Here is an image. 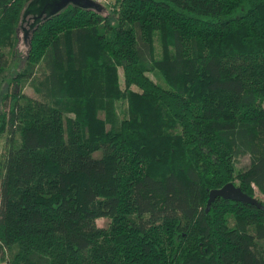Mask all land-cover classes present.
I'll return each mask as SVG.
<instances>
[{
  "label": "trees",
  "instance_id": "16d2710c",
  "mask_svg": "<svg viewBox=\"0 0 264 264\" xmlns=\"http://www.w3.org/2000/svg\"><path fill=\"white\" fill-rule=\"evenodd\" d=\"M27 1L0 0V262L264 264V0L67 5L20 57ZM228 182L261 207L205 211Z\"/></svg>",
  "mask_w": 264,
  "mask_h": 264
},
{
  "label": "water",
  "instance_id": "95a60500",
  "mask_svg": "<svg viewBox=\"0 0 264 264\" xmlns=\"http://www.w3.org/2000/svg\"><path fill=\"white\" fill-rule=\"evenodd\" d=\"M67 5L93 10L95 12H99V10L103 8V6L92 0H28L22 8L21 19L23 20L27 14L31 15L33 18L32 26L35 27L43 20L57 14ZM215 197L251 204L256 208L261 207L255 198L243 193L238 187H235L232 182L225 183L219 188L209 190L205 203V211L208 210L209 204Z\"/></svg>",
  "mask_w": 264,
  "mask_h": 264
},
{
  "label": "rangeland",
  "instance_id": "374dc122",
  "mask_svg": "<svg viewBox=\"0 0 264 264\" xmlns=\"http://www.w3.org/2000/svg\"><path fill=\"white\" fill-rule=\"evenodd\" d=\"M94 2H96V0H92ZM98 4H100L101 6H103V8L101 10H99V14L102 15H106L107 12H109L112 7L113 4V0H97ZM28 19L30 18V15L27 14L26 17H24V21L21 19V15L19 17V21L15 27V41L13 42V46L16 49L17 53L19 54L20 57H22L27 50L28 47V41H29V33L30 31H28L29 27H28ZM113 19V18H111ZM37 26V25H36ZM35 26V27H36ZM9 46H5L4 48V52H5V57H7L6 59H8L10 57V53L11 51H9ZM155 48L157 49V45L155 43ZM41 66L39 65L36 71V76L38 78H41V74L39 75V71ZM146 75L148 77H150L152 80H155L154 76L152 73H146ZM118 83L120 88H122V76H121V71L118 70ZM36 87L34 85H30V84H26L23 89L22 92L23 94H25L26 96H28L31 99H36V100H40V101H44L47 102L49 100V98L44 97L43 95L39 94L36 89ZM10 90L9 86L6 83H3L0 87V95H2V93L6 92ZM262 106L264 107V101L262 102ZM0 110H1V104H0ZM5 137L4 135H2L0 137V161L2 159V154L4 152L5 149ZM248 165V157L243 155V156H239L236 161H235V170H240V169H244L246 166ZM255 197H261V195L258 194L257 191H255L254 193ZM108 223V220L106 218H98L95 220V224L98 227H105ZM0 264H4L2 262H0Z\"/></svg>",
  "mask_w": 264,
  "mask_h": 264
},
{
  "label": "flooded vegetation",
  "instance_id": "af4514ba",
  "mask_svg": "<svg viewBox=\"0 0 264 264\" xmlns=\"http://www.w3.org/2000/svg\"><path fill=\"white\" fill-rule=\"evenodd\" d=\"M25 17H26V16H25ZM30 18H31V19H28V20H27V21H28V27H29L28 31L32 30L33 27H34V26H32V25H33V18H32L31 15H30ZM23 21H24V19H23Z\"/></svg>",
  "mask_w": 264,
  "mask_h": 264
},
{
  "label": "built area",
  "instance_id": "2783aa9c",
  "mask_svg": "<svg viewBox=\"0 0 264 264\" xmlns=\"http://www.w3.org/2000/svg\"><path fill=\"white\" fill-rule=\"evenodd\" d=\"M96 2H97V0H96Z\"/></svg>",
  "mask_w": 264,
  "mask_h": 264
}]
</instances>
